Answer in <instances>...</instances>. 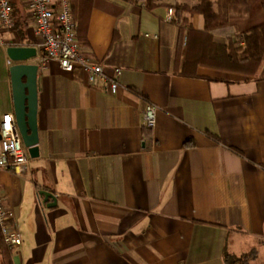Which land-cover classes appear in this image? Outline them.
<instances>
[{"label":"crops","instance_id":"0c3cea01","mask_svg":"<svg viewBox=\"0 0 264 264\" xmlns=\"http://www.w3.org/2000/svg\"><path fill=\"white\" fill-rule=\"evenodd\" d=\"M154 3L70 0L79 45L107 76L120 70V87L111 94L55 61L38 69L36 156L22 175L0 169L21 236L12 264H227L225 254L264 264V64L215 63L203 17L172 7L195 0ZM11 5L0 118L13 113L6 48L36 44L23 0Z\"/></svg>","mask_w":264,"mask_h":264},{"label":"built area","instance_id":"2783aa9c","mask_svg":"<svg viewBox=\"0 0 264 264\" xmlns=\"http://www.w3.org/2000/svg\"><path fill=\"white\" fill-rule=\"evenodd\" d=\"M30 20L34 24L36 44L39 49L33 63L38 69L55 61L64 72L78 68L88 84L100 83L109 93L115 94L119 87L120 70L107 76L100 64L91 60L77 40V24L73 18L70 0H23ZM166 21L172 20V10H167ZM14 26L11 0H0V31ZM145 37H150L145 35ZM156 39V36H152ZM157 108L148 103L143 110V127L152 130L155 126ZM28 150L24 147L15 126L12 114L0 118V169L22 175L27 169ZM5 194L0 187V234L7 249L15 250L21 245V236L11 222L12 215L4 205Z\"/></svg>","mask_w":264,"mask_h":264},{"label":"trees","instance_id":"16d2710c","mask_svg":"<svg viewBox=\"0 0 264 264\" xmlns=\"http://www.w3.org/2000/svg\"><path fill=\"white\" fill-rule=\"evenodd\" d=\"M130 1L144 2L148 9L156 6L154 0ZM173 8L180 13L199 14L203 17V53H206L208 59L253 73L264 64V0H198L193 7L175 5ZM216 33H228L231 38H228L225 46L215 45L211 37ZM239 36L242 43H237ZM262 73L264 75V68ZM189 143L187 140L184 145ZM0 255L1 264H12L1 234ZM246 258L247 255L234 258L225 254L227 264H243Z\"/></svg>","mask_w":264,"mask_h":264},{"label":"water","instance_id":"95a60500","mask_svg":"<svg viewBox=\"0 0 264 264\" xmlns=\"http://www.w3.org/2000/svg\"><path fill=\"white\" fill-rule=\"evenodd\" d=\"M6 56L13 65L9 77L13 100V118L24 147L30 157L36 156V76L38 67L33 63L36 50L30 46H8ZM46 195V193H43Z\"/></svg>","mask_w":264,"mask_h":264},{"label":"rangeland","instance_id":"374dc122","mask_svg":"<svg viewBox=\"0 0 264 264\" xmlns=\"http://www.w3.org/2000/svg\"><path fill=\"white\" fill-rule=\"evenodd\" d=\"M190 1V0H189ZM196 1V3H195V5H197V3H198V0H195ZM212 1V0H211ZM213 1H215V0H213ZM175 5H178V4H174L173 6H175ZM194 5V6H195ZM172 6V7H173ZM181 6H187V5H181ZM187 7H193V6H187ZM214 9H216V7H214ZM242 43L243 41H242V39H241V36H239L238 38H237V43ZM244 46V45H243Z\"/></svg>","mask_w":264,"mask_h":264}]
</instances>
